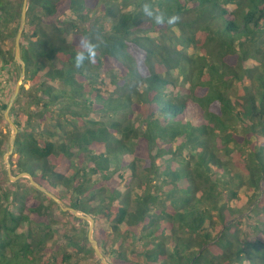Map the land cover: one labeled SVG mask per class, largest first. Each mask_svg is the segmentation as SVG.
Wrapping results in <instances>:
<instances>
[{
	"label": "trees",
	"instance_id": "16d2710c",
	"mask_svg": "<svg viewBox=\"0 0 264 264\" xmlns=\"http://www.w3.org/2000/svg\"><path fill=\"white\" fill-rule=\"evenodd\" d=\"M23 1L0 0V127ZM21 46L12 163L112 227L110 262L264 264V0H30ZM9 150L0 131V264H49L56 215L83 219L11 181ZM83 239L53 263L104 264Z\"/></svg>",
	"mask_w": 264,
	"mask_h": 264
},
{
	"label": "rangeland",
	"instance_id": "374dc122",
	"mask_svg": "<svg viewBox=\"0 0 264 264\" xmlns=\"http://www.w3.org/2000/svg\"><path fill=\"white\" fill-rule=\"evenodd\" d=\"M9 44L12 45L13 47H15V43L10 42ZM192 50L195 51L196 48L194 47V48H192ZM189 51L191 53V50H189ZM18 73H20V70ZM18 73H17V71H15V75L11 76L12 79L10 80L9 85L7 86V88L5 90V92H7L6 96L4 95L6 98L9 97V93H10L12 87L14 86V88H15L18 80L20 79L21 74H18ZM111 78H113L112 75L111 76L106 75L104 77V80H102V82L99 83V86L101 87V89L107 90L110 87H112L111 84H113V83H111ZM22 85H25L26 87L29 88L31 86V82L27 81L26 77H25V79H23V81H22ZM231 92L233 94H235L234 96H239L242 93L241 82H239V81L234 82V89ZM29 100H30V98H24L23 103H26L25 101H28V103H29ZM26 104H24L25 107H27ZM0 121H1V119H0ZM0 131H3V133L6 135L8 141H9V144H10L11 136H12V133L14 131L13 127L8 122L7 125L0 127ZM10 146H11V144H10ZM4 157H5V155H4ZM14 157H16V154L13 153L12 155H10L9 160L12 164L13 175H17V174H19V171H18L16 165L14 163H12V160H11V158H14ZM4 169H6V173L9 176L8 164L6 163L5 159H4ZM20 179H23L22 189H27L26 192L28 193V195H34V198L36 201H45V196L43 194L38 193L37 191L33 190L30 187L33 185L30 183V181L29 182L27 181V179L29 180L28 177H22ZM20 179H18V180H20ZM24 198H25V196H24ZM81 213H83V212H81ZM83 214H85V213H83ZM82 219H83L82 223H76L66 214H63V213L57 214L56 215V221L52 223L54 225V230H53L54 235L46 241V245H45L44 249H42L40 251L42 259L48 261L49 264H54L53 261H54L55 256H59L62 253H64L65 251L66 252H73V249L70 246V243H72L73 240H77V241H81V243H85V239H83V238H85L86 235L88 236L90 222L87 219H84V218H82ZM84 222H88L89 223L88 226ZM96 226L98 229H105L108 232H112V227L108 223L102 221L99 223V225L95 224V232H94L95 238H96ZM78 233H80L79 236L77 235ZM69 264H101V263L98 262V260L95 257H93L92 255H85L84 253H82V254H76L72 263H69Z\"/></svg>",
	"mask_w": 264,
	"mask_h": 264
},
{
	"label": "water",
	"instance_id": "95a60500",
	"mask_svg": "<svg viewBox=\"0 0 264 264\" xmlns=\"http://www.w3.org/2000/svg\"><path fill=\"white\" fill-rule=\"evenodd\" d=\"M29 2H30V0H24L23 1L22 12H21L20 30H19L18 35L16 37V43H15V56H16L17 61L22 64V72L20 75V79L18 80V82L15 86L14 92L11 96L7 110L4 113L6 120L9 122V124L14 129L12 136H11V140H10V144H11L10 150L8 153L5 154V157H4L6 163L8 164V173H9L10 179L12 181H16L22 177H28L30 183L35 188H37L38 190L42 191L43 193H45L46 195H48L49 197L54 199L62 207L63 211H70V212L74 213L77 217L87 219L90 222V227H89V231H88V238H89V241L92 245V248L95 250V252L97 253V255L99 256V258L101 259V261L103 263L113 264L112 262H110L107 259L106 255L103 253L98 239H96L94 237L96 220L93 217L81 213L79 210H77L74 207L66 206L61 197H59L55 193L51 192L48 189V187L43 185L41 182H39L31 172L23 171L17 175H13L12 164L9 160V157H10V155H12L14 153L16 138H17V135L19 132V128H18L17 124L15 123V121L13 120V118L10 116V111H11L12 107L14 106L16 99L20 93V90L22 87V81L26 77V62L24 61V59L22 57L21 39H22L23 32L26 28L27 21H28Z\"/></svg>",
	"mask_w": 264,
	"mask_h": 264
},
{
	"label": "clouds",
	"instance_id": "9594fccd",
	"mask_svg": "<svg viewBox=\"0 0 264 264\" xmlns=\"http://www.w3.org/2000/svg\"><path fill=\"white\" fill-rule=\"evenodd\" d=\"M145 12H146L148 15H151V13L148 12L147 7L145 8ZM177 19H178V17L173 16L169 22H170V23H174ZM88 51H89V53H92L93 49H92L91 46H88ZM83 59H84L83 54H79V55L77 56V58H76V67H80V66H81Z\"/></svg>",
	"mask_w": 264,
	"mask_h": 264
}]
</instances>
